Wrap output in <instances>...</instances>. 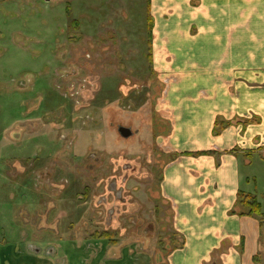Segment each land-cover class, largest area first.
Masks as SVG:
<instances>
[{"label": "rangeland", "instance_id": "374dc122", "mask_svg": "<svg viewBox=\"0 0 264 264\" xmlns=\"http://www.w3.org/2000/svg\"><path fill=\"white\" fill-rule=\"evenodd\" d=\"M139 4L0 0V264H149L181 244L161 188L179 156L166 109L177 83L152 64ZM254 154L244 171L262 196Z\"/></svg>", "mask_w": 264, "mask_h": 264}, {"label": "crops", "instance_id": "0c3cea01", "mask_svg": "<svg viewBox=\"0 0 264 264\" xmlns=\"http://www.w3.org/2000/svg\"><path fill=\"white\" fill-rule=\"evenodd\" d=\"M133 1L152 21L153 66L177 83L166 109L179 156L165 166L161 188L182 240L148 262L264 264V195L244 171L247 152L264 154V0ZM15 121L21 132L34 122ZM239 193L257 198L261 218L241 212Z\"/></svg>", "mask_w": 264, "mask_h": 264}, {"label": "trees", "instance_id": "16d2710c", "mask_svg": "<svg viewBox=\"0 0 264 264\" xmlns=\"http://www.w3.org/2000/svg\"><path fill=\"white\" fill-rule=\"evenodd\" d=\"M218 125V124H217ZM219 126V125H218ZM221 128V126H220ZM237 202L241 208V212L255 217H262L261 204L253 195L239 193Z\"/></svg>", "mask_w": 264, "mask_h": 264}, {"label": "water", "instance_id": "95a60500", "mask_svg": "<svg viewBox=\"0 0 264 264\" xmlns=\"http://www.w3.org/2000/svg\"><path fill=\"white\" fill-rule=\"evenodd\" d=\"M117 131L119 135L122 136L123 138H128L133 134L131 129L125 126H118Z\"/></svg>", "mask_w": 264, "mask_h": 264}, {"label": "flooded vegetation", "instance_id": "af4514ba", "mask_svg": "<svg viewBox=\"0 0 264 264\" xmlns=\"http://www.w3.org/2000/svg\"><path fill=\"white\" fill-rule=\"evenodd\" d=\"M135 134H137V132H135Z\"/></svg>", "mask_w": 264, "mask_h": 264}]
</instances>
